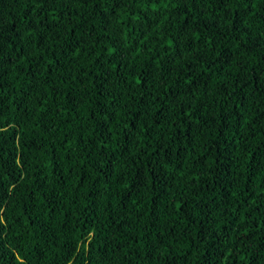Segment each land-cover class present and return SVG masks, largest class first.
I'll list each match as a JSON object with an SVG mask.
<instances>
[{
  "label": "trees",
  "instance_id": "trees-1",
  "mask_svg": "<svg viewBox=\"0 0 264 264\" xmlns=\"http://www.w3.org/2000/svg\"><path fill=\"white\" fill-rule=\"evenodd\" d=\"M0 264H264V0H0Z\"/></svg>",
  "mask_w": 264,
  "mask_h": 264
}]
</instances>
